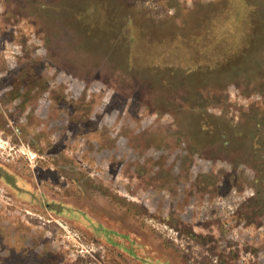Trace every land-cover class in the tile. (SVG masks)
I'll use <instances>...</instances> for the list:
<instances>
[{"label": "rangeland", "instance_id": "obj_1", "mask_svg": "<svg viewBox=\"0 0 264 264\" xmlns=\"http://www.w3.org/2000/svg\"><path fill=\"white\" fill-rule=\"evenodd\" d=\"M0 264H264V0H0Z\"/></svg>", "mask_w": 264, "mask_h": 264}, {"label": "trees", "instance_id": "obj_2", "mask_svg": "<svg viewBox=\"0 0 264 264\" xmlns=\"http://www.w3.org/2000/svg\"><path fill=\"white\" fill-rule=\"evenodd\" d=\"M201 14L202 13L197 11L194 14L192 13V17L190 19L191 27L188 31L191 32L188 35L189 42L183 44L184 46L182 45L181 47L177 48V50L173 53L174 58L172 60L170 59V61L165 60L162 62H167V64H156L158 61L155 63L154 58L146 62L148 67L146 68L145 66V70H148L154 79H159L160 75L157 71L160 69L161 71L168 69L169 74L172 76L171 73H175L173 70H176L180 67L184 69L186 74L190 75V79L193 84H198L199 81L204 80V78L207 80L206 76L202 75L203 72L206 70H216L218 66L216 57H218V55L227 56L230 53V51L224 53L223 46L218 48L217 45L219 43V38L216 35V31H214L215 29L209 25L212 18H210L208 15L205 17V20L199 28L193 29L195 16ZM150 65H153L154 68H156L153 72L149 69Z\"/></svg>", "mask_w": 264, "mask_h": 264}]
</instances>
